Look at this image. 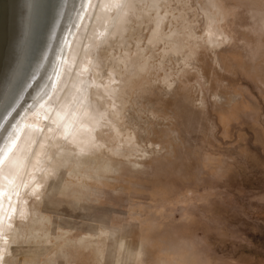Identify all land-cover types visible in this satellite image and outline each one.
I'll return each mask as SVG.
<instances>
[{
	"label": "rangeland",
	"instance_id": "obj_1",
	"mask_svg": "<svg viewBox=\"0 0 264 264\" xmlns=\"http://www.w3.org/2000/svg\"><path fill=\"white\" fill-rule=\"evenodd\" d=\"M106 17L65 49L79 80L49 112L70 98V132L41 120L6 175L27 180L0 203V264H264V0H117ZM22 124L0 127V172Z\"/></svg>",
	"mask_w": 264,
	"mask_h": 264
},
{
	"label": "bare ground",
	"instance_id": "obj_2",
	"mask_svg": "<svg viewBox=\"0 0 264 264\" xmlns=\"http://www.w3.org/2000/svg\"><path fill=\"white\" fill-rule=\"evenodd\" d=\"M114 1L117 0H57L53 16L47 29L45 30L42 42L40 46L35 48L33 57L29 61L27 67H25L23 75L16 84L9 101L0 114V120L5 116L4 121H2L0 124V127L6 121L18 123L23 121V124L18 127L15 133V142H11L1 154V158L3 156H5V158L3 161L4 169L1 168L2 172H0V203L4 199L7 201L9 208L12 211L14 210V206H16L19 202L18 196L21 197V193L24 190L27 180L25 173L24 177L20 179L12 188L10 176L6 177V175L15 168V163L18 161L17 159L21 160L23 157L19 146H22L24 154L25 149L31 145L30 141L32 139L33 141L35 140L37 133H39V135L42 133V131L39 130L41 120L45 121L43 132L46 134L53 133V131L56 130L60 133L67 132L66 130L70 127L72 121V114L66 120H62L63 122L60 121L64 116V112L61 109H66L65 106L70 98H66V104L63 102L60 106L61 109H59L58 112L56 110L53 114H50L51 109L58 99V96L62 92V87H65L64 85H68L69 88L66 86V90L68 91L70 89L68 94H66L67 91L64 92V96L65 94L73 96V94H75V83L79 80L80 76L79 70L77 68V60H74L75 56L71 54L72 52H68L65 55V49H68L69 43L72 39V44H77V42L83 38L84 35L89 38L95 34L97 32L95 31V26L100 27L108 19L107 17L105 18V15L108 9L111 7V3ZM131 8L132 7H130V9ZM156 20L155 22H157ZM87 27L88 30L86 31ZM154 33L155 31L152 32V34ZM209 38L213 39V35H210ZM218 42L217 44H219ZM74 61L76 63L75 67L77 68V72H75L78 73V76H76V74L72 77L70 76V82L67 84V81H69L67 77H69L68 74L71 72L70 70L74 64ZM41 71L44 72L41 74ZM81 81L82 79H80L78 82L79 85ZM35 87L38 89V93H36ZM33 94L38 96L36 99L39 102V105H41L43 108L38 107V110L35 111V113L30 112L31 110L28 109V113H26V115H24L25 118H23L21 117L23 114V112L21 113L22 108L26 106V100L34 96ZM83 99L84 98H82V101ZM82 101L81 103H83ZM93 106L94 104L90 102L84 108L87 110V112L80 111L82 114L80 119L77 120L76 126L71 131L69 143H76L77 145L83 147L90 136L91 127L94 126V124H98L100 122L97 109H94ZM89 107H93L92 113H89ZM75 110L74 113H77ZM6 112L8 115H4ZM80 112L78 111V115H80ZM60 122L62 123V127L59 128L58 125H60ZM68 132H70V130ZM1 137L2 136H0V138ZM40 138H42V136H40L38 139ZM15 155L16 158H14ZM67 160L68 159H66V162ZM80 166L81 164H79V167ZM101 167L102 165H100V168ZM2 185L5 187L2 188ZM5 223L6 216L3 214L0 216V229L1 227L5 226Z\"/></svg>",
	"mask_w": 264,
	"mask_h": 264
},
{
	"label": "water",
	"instance_id": "obj_3",
	"mask_svg": "<svg viewBox=\"0 0 264 264\" xmlns=\"http://www.w3.org/2000/svg\"><path fill=\"white\" fill-rule=\"evenodd\" d=\"M56 4L57 0H0V114L40 46Z\"/></svg>",
	"mask_w": 264,
	"mask_h": 264
}]
</instances>
